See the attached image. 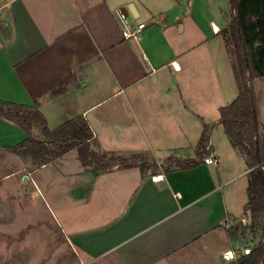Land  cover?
<instances>
[{
    "label": "crops",
    "instance_id": "crops-1",
    "mask_svg": "<svg viewBox=\"0 0 264 264\" xmlns=\"http://www.w3.org/2000/svg\"><path fill=\"white\" fill-rule=\"evenodd\" d=\"M120 7L146 24L138 40L123 38ZM229 21L227 0H0V102L34 107L51 129L82 115L94 150L141 155L94 171L73 149L38 166L11 151L27 133L0 116V179L29 163V174L44 171L34 187L78 264H232L222 254L253 243L227 231L250 221L249 167L218 112L237 95ZM205 126L219 164L164 170L169 157L201 160ZM7 161L17 166L3 172ZM147 162L156 169L141 171Z\"/></svg>",
    "mask_w": 264,
    "mask_h": 264
},
{
    "label": "trees",
    "instance_id": "trees-1",
    "mask_svg": "<svg viewBox=\"0 0 264 264\" xmlns=\"http://www.w3.org/2000/svg\"><path fill=\"white\" fill-rule=\"evenodd\" d=\"M230 21L222 30L237 89L236 97L219 108V121L230 143L246 158L249 167L247 196L244 206L249 217L227 227L233 238L253 242L248 254L239 255L232 264H264V132L258 120V95L253 81L264 75V0H227ZM0 116L16 123L27 137L11 151L29 158L35 165L49 163L75 149L84 167L105 171L117 166L129 168L137 165L133 160L140 154L122 157L113 152H99L92 148L93 133L82 115L68 119L56 128H49L44 116L34 107L0 102ZM39 131V136L33 130ZM210 128L205 126L197 148L202 158L209 141ZM201 160L169 157L163 162L164 170L186 169ZM146 164H141L143 171Z\"/></svg>",
    "mask_w": 264,
    "mask_h": 264
},
{
    "label": "rangeland",
    "instance_id": "rangeland-1",
    "mask_svg": "<svg viewBox=\"0 0 264 264\" xmlns=\"http://www.w3.org/2000/svg\"><path fill=\"white\" fill-rule=\"evenodd\" d=\"M262 84L263 81H253L261 109L264 107ZM36 132L33 130L35 136ZM133 161L136 162L137 159ZM145 164L152 171L156 169L153 163ZM16 166L15 162L7 161L1 169L6 172ZM25 166L24 170L0 179V264H78L77 257L62 241L64 236L57 227L58 213L56 219L48 213L43 202L45 192L34 187L33 179L44 171L29 174L32 164ZM53 168L51 167V172L54 171ZM61 185L59 178L54 176L52 189L59 191ZM33 223L39 236L28 234ZM29 233L33 234L32 231Z\"/></svg>",
    "mask_w": 264,
    "mask_h": 264
},
{
    "label": "built area",
    "instance_id": "built-area-1",
    "mask_svg": "<svg viewBox=\"0 0 264 264\" xmlns=\"http://www.w3.org/2000/svg\"><path fill=\"white\" fill-rule=\"evenodd\" d=\"M115 14L117 15L119 24L121 26L122 36L125 40H138L143 29L146 27V24L143 22L132 23L129 18L128 11L124 8H116ZM172 65L175 66V62H172ZM201 162L206 165L217 166L220 162L218 154L211 148L209 143L206 144V147L201 158ZM230 223L227 224V227ZM253 244V243H252ZM252 244H246L239 251H234L229 249L222 254V258L225 261H234L241 254H248L251 251Z\"/></svg>",
    "mask_w": 264,
    "mask_h": 264
}]
</instances>
